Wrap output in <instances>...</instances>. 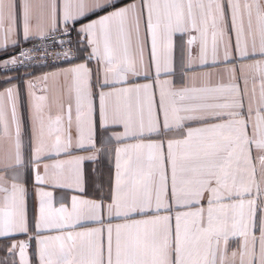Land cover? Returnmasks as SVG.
<instances>
[{"label":"snow or ice","instance_id":"snow-or-ice-1","mask_svg":"<svg viewBox=\"0 0 264 264\" xmlns=\"http://www.w3.org/2000/svg\"><path fill=\"white\" fill-rule=\"evenodd\" d=\"M0 53V264H264V0H0Z\"/></svg>","mask_w":264,"mask_h":264},{"label":"crops","instance_id":"crops-1","mask_svg":"<svg viewBox=\"0 0 264 264\" xmlns=\"http://www.w3.org/2000/svg\"><path fill=\"white\" fill-rule=\"evenodd\" d=\"M11 47L12 46L10 45L9 48H11ZM9 54H11V53H9ZM0 55H3V53H0ZM92 167H94V165H91V164L86 162V164H85L86 171L90 170Z\"/></svg>","mask_w":264,"mask_h":264},{"label":"built area","instance_id":"built-area-1","mask_svg":"<svg viewBox=\"0 0 264 264\" xmlns=\"http://www.w3.org/2000/svg\"><path fill=\"white\" fill-rule=\"evenodd\" d=\"M25 46H28V45H25ZM18 51V50H17ZM11 54H13V53H11Z\"/></svg>","mask_w":264,"mask_h":264}]
</instances>
